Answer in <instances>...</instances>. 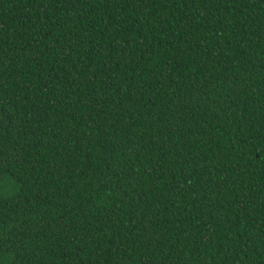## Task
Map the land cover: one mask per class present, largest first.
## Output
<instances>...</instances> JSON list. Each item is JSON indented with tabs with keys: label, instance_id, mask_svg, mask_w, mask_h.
Instances as JSON below:
<instances>
[{
	"label": "trees",
	"instance_id": "obj_1",
	"mask_svg": "<svg viewBox=\"0 0 264 264\" xmlns=\"http://www.w3.org/2000/svg\"><path fill=\"white\" fill-rule=\"evenodd\" d=\"M0 264H264V0H0Z\"/></svg>",
	"mask_w": 264,
	"mask_h": 264
}]
</instances>
